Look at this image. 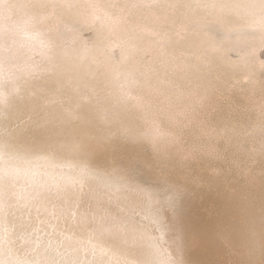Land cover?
Instances as JSON below:
<instances>
[{
	"label": "bare ground",
	"instance_id": "6f19581e",
	"mask_svg": "<svg viewBox=\"0 0 264 264\" xmlns=\"http://www.w3.org/2000/svg\"><path fill=\"white\" fill-rule=\"evenodd\" d=\"M69 2L0 0V237L103 264L119 225L112 264H159L175 196L182 264H264V34L238 0Z\"/></svg>",
	"mask_w": 264,
	"mask_h": 264
},
{
	"label": "snow or ice",
	"instance_id": "6c2138e0",
	"mask_svg": "<svg viewBox=\"0 0 264 264\" xmlns=\"http://www.w3.org/2000/svg\"><path fill=\"white\" fill-rule=\"evenodd\" d=\"M65 3L69 7L72 6L69 0H65ZM112 3L115 6L118 3V0H112ZM213 7H215V5ZM223 7L230 8L238 14L242 13L247 20L248 27L259 29L260 32L264 34V0H238V2L236 3H233L231 5H224ZM38 35L39 34L37 33L33 35L32 38L35 39ZM40 43L42 47H47V45H45L43 41H40ZM7 100L8 94L0 90V105L7 103ZM174 201L175 196H168L165 197L162 201H157L159 207L156 209L151 221L154 225L158 226L157 231L159 232L158 236L152 237L154 241L153 246L156 249L157 253L164 257V259L161 260L159 264H182V260L180 258V253L183 251L182 246H177V249L175 250V255L170 254L167 250V241L165 240L167 225L164 223L161 217V210L166 211L168 208H174ZM113 227L116 228L118 232L122 233L121 240L114 241L112 244H109L107 246L103 244H92V237H97V235L102 236L103 231H99V233H97V231H93L92 237H90L89 239V243L92 245L91 251L93 256L99 255L103 261V264H112L113 258L116 255L114 249H119L121 244H127L129 238H131L132 240L136 239L135 235H131L129 237L128 235L124 234V229L122 228V226L113 225ZM49 228L52 230L51 232H49V235H51L52 232H58V234L64 237V239H71L70 236H67L62 231H59L55 223L49 224ZM34 231H40V229L36 228L34 229ZM8 235V230L5 229V236L0 237V246H3L0 247V264H41V260L38 258L29 259V253L27 251L24 257L17 256L13 251V248L9 246L14 242L8 239ZM62 243L63 240L58 243L57 247H59V245ZM52 244L53 241L50 240L48 242V247H51ZM36 246L39 247V240H37ZM30 251L35 252L36 249L32 248ZM5 252L7 253V255H3V253ZM130 254L131 253H127L123 261H117V264H137V261L135 259L127 258V256ZM104 258L107 259L104 260ZM62 259L63 258H61V260ZM61 260L52 261L51 264H61ZM44 264H49V262L45 261ZM73 264H75V262H73Z\"/></svg>",
	"mask_w": 264,
	"mask_h": 264
}]
</instances>
